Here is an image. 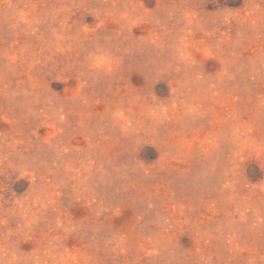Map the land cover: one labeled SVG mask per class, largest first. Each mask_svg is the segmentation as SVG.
I'll use <instances>...</instances> for the list:
<instances>
[{
  "label": "rangeland",
  "instance_id": "374dc122",
  "mask_svg": "<svg viewBox=\"0 0 264 264\" xmlns=\"http://www.w3.org/2000/svg\"><path fill=\"white\" fill-rule=\"evenodd\" d=\"M0 264H264V0H0Z\"/></svg>",
  "mask_w": 264,
  "mask_h": 264
},
{
  "label": "clouds",
  "instance_id": "9594fccd",
  "mask_svg": "<svg viewBox=\"0 0 264 264\" xmlns=\"http://www.w3.org/2000/svg\"><path fill=\"white\" fill-rule=\"evenodd\" d=\"M96 63H97L98 66L101 65V64H103L104 63V58L103 57L98 58L97 61H96Z\"/></svg>",
  "mask_w": 264,
  "mask_h": 264
}]
</instances>
